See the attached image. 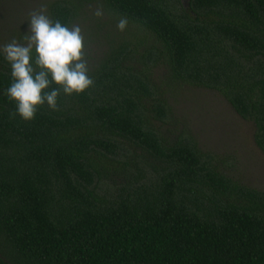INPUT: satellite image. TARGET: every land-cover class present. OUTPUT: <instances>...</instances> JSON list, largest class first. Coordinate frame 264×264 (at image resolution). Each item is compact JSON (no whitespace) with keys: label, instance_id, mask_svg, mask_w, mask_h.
Segmentation results:
<instances>
[{"label":"trees","instance_id":"obj_1","mask_svg":"<svg viewBox=\"0 0 264 264\" xmlns=\"http://www.w3.org/2000/svg\"><path fill=\"white\" fill-rule=\"evenodd\" d=\"M83 4L104 12L80 20L94 87L59 111L12 118L0 54V264H264V191L160 132L153 73L218 92L264 153V0H55L50 17L78 24Z\"/></svg>","mask_w":264,"mask_h":264},{"label":"rangeland","instance_id":"obj_2","mask_svg":"<svg viewBox=\"0 0 264 264\" xmlns=\"http://www.w3.org/2000/svg\"><path fill=\"white\" fill-rule=\"evenodd\" d=\"M53 1L0 0V46L12 38L23 43V36L30 33L28 12L45 4L50 16ZM81 7L76 20L80 26L82 16L94 18L97 9L94 4ZM85 26L86 23L81 26L84 31ZM153 73L167 111L166 120L155 123L160 132L168 140L189 135L221 173L242 185L264 191V153L254 142V124L242 119L218 92L179 80L171 82L167 65L159 63ZM136 153L139 155V151ZM133 158L138 157L133 155ZM111 177L114 178L109 180L122 183V177Z\"/></svg>","mask_w":264,"mask_h":264},{"label":"clouds","instance_id":"obj_3","mask_svg":"<svg viewBox=\"0 0 264 264\" xmlns=\"http://www.w3.org/2000/svg\"><path fill=\"white\" fill-rule=\"evenodd\" d=\"M93 14L101 18L103 8L98 7ZM28 17L30 33L23 36V43L12 38L0 46V54L11 67L6 95L15 103V111L10 116L18 115L25 122L33 121L45 105L59 111L62 94L82 95L94 87L81 26L53 20L45 4L31 9ZM128 24L127 16H121L117 28L123 32Z\"/></svg>","mask_w":264,"mask_h":264}]
</instances>
